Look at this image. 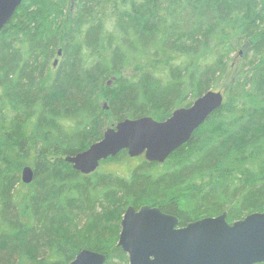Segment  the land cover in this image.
<instances>
[{
  "label": "trees",
  "instance_id": "obj_1",
  "mask_svg": "<svg viewBox=\"0 0 264 264\" xmlns=\"http://www.w3.org/2000/svg\"><path fill=\"white\" fill-rule=\"evenodd\" d=\"M228 76L222 106L165 163L127 177L63 161ZM142 205L182 225L264 212V0H24L1 31L0 264H69L82 249L128 264L118 222Z\"/></svg>",
  "mask_w": 264,
  "mask_h": 264
},
{
  "label": "water",
  "instance_id": "obj_2",
  "mask_svg": "<svg viewBox=\"0 0 264 264\" xmlns=\"http://www.w3.org/2000/svg\"><path fill=\"white\" fill-rule=\"evenodd\" d=\"M23 1L0 0V33ZM223 99L220 92L209 90L189 107L176 109L165 121L125 119L108 128L86 150L66 157L65 162L82 175L93 173L101 161L123 151L130 158L143 156L149 163L162 164L222 106ZM33 179V170L25 167L21 182L29 185ZM226 218L223 213L175 229L178 221L156 208L143 206L138 212L129 208L121 222L117 246L128 256L129 264L264 263V212L233 223ZM106 260L103 254L83 250L70 264H105Z\"/></svg>",
  "mask_w": 264,
  "mask_h": 264
},
{
  "label": "rangeland",
  "instance_id": "obj_3",
  "mask_svg": "<svg viewBox=\"0 0 264 264\" xmlns=\"http://www.w3.org/2000/svg\"><path fill=\"white\" fill-rule=\"evenodd\" d=\"M239 53H241V52H239ZM54 59H56V60H59V63H60V59H59V57H56V58H54ZM54 59L52 60V64H53V62H54ZM238 57L236 56H234L233 57V60H234V64H233V66L231 67V69H230V72L231 73H234V69H235V65H236V63L238 62ZM55 60V61H56ZM240 61V60H239ZM57 63L58 62H56V67H57ZM59 65V64H58ZM229 76L227 77V79H226V81H224L223 80V82H222V84H221V87L220 88H214V89H210L211 91H214V92H220L222 95L225 93V89H226V85L229 83ZM226 86V87H225ZM194 102V101H193ZM186 106L185 105H183L181 108H185ZM116 124V123H115ZM115 124H113V125H115ZM111 127V124H108V126H106L105 127V129L106 128H110ZM104 129V130H105ZM142 160H140L139 158H133V159H130V158H128V159H125V160H123V159H121L120 161H113V162H109V163H106L105 165H100V169H101V171L102 172H105V173H115V174H119V175H122V176H127L128 175V173L130 172V170H132V169H134L140 162H141ZM28 167H30V166H28ZM25 168V167H24ZM24 168H22V170L24 169ZM22 170H21V172H22ZM128 177V176H127ZM126 177V178H127ZM20 178H21V173H20ZM39 181H40V179H39ZM34 182V181H33ZM32 182V183H33ZM25 185V184H24ZM27 186V185H26ZM32 188V187H31ZM30 188V189H31ZM28 188H25V189H23L24 191L25 190H27ZM28 191V190H27ZM28 194V193H27Z\"/></svg>",
  "mask_w": 264,
  "mask_h": 264
},
{
  "label": "flooded vegetation",
  "instance_id": "obj_4",
  "mask_svg": "<svg viewBox=\"0 0 264 264\" xmlns=\"http://www.w3.org/2000/svg\"><path fill=\"white\" fill-rule=\"evenodd\" d=\"M58 54H59V52H58ZM61 56V55H60ZM60 56L58 55L57 57H59L60 58ZM56 59H54V62H53V67L54 68H56V64H55V62L57 61L58 63H57V65L59 64V60H56ZM165 121V120H164ZM114 125H112L111 127H113ZM110 127V128H111ZM108 128H106L105 130H104V132L107 130ZM104 132H103V134H104ZM103 134H102V136H103ZM102 138V137H101ZM82 152V151H81ZM78 153H80V152H78ZM78 153H75V154H73V155H68V156H65L64 157V159H63V161H65V158L66 157H71V156H75L76 154H78ZM115 158V157H114ZM128 158H130V157H128ZM137 158H139L140 160H145L144 159V157L143 156H139V157H137ZM169 158V157H168ZM167 158V159H168ZM108 159H110V158H108ZM108 159H106V160H104V161H101L100 162V164H99V166H98V168L96 169V171L98 170V171H100V172H102L101 171V169H100V165H105L106 163H109V162H107V160ZM130 159H133V158H130ZM135 159V158H134ZM167 159H166V161H167ZM146 161V160H145ZM165 161V162H166ZM147 162V161H146ZM164 162V163H165ZM71 166V165H70ZM28 167V166H27ZM31 168V167H30ZM71 168H72V166H71ZM32 169V168H31ZM73 169V168H72ZM33 170V173H34V169H32ZM96 171H94V172H96ZM77 172V171H76ZM93 172V173H94ZM79 173V172H78ZM102 173H105V172H102ZM80 175H82L81 173H79ZM92 174V173H91ZM105 174H108V173H105ZM90 175V174H89ZM82 176H87V175H82ZM34 177H35V174H34ZM34 180V179H33ZM33 182V181H32ZM143 206H149V207H151V208H156V209H158L162 214H164L165 216H168V217H172V218H175L177 221H178V224L176 225V227H175V229H180V228H185L188 224H190V223H192V222H194V221H192V222H188L187 224H185V225H182V224H180V221H179V219H178V217L177 216H175V215H172V214H167V213H164L163 211H161L160 210V208L158 207V206H155V205H142V206H139V207H137V208H135V207H133V206H129V207H127L125 210H124V212L122 213V215H121V218H120V220H119V222H118V228H119V233H118V239H119V235H120V233H121V222H122V220H123V217H124V215H125V212H126V210L127 209H129V208H133L136 212H138L139 211V209L141 208V207H143ZM248 216V215H247ZM244 219V218H243ZM242 220V219H241ZM239 221V220H238ZM117 243H118V240H117ZM118 247V246H117ZM83 250H89V249H82V250H80L76 255H75V257H74V259L76 258V256L81 252V251H83ZM89 251H92V250H89ZM122 251V250H121ZM92 252H95V251H92ZM123 252V251H122ZM100 254V253H99ZM125 254V253H124ZM104 255V254H103ZM126 255V254H125ZM126 257H127V261H128V256L126 255ZM73 259V260H74ZM72 260V261H73ZM71 261V262H72ZM70 262V263H71ZM69 263V264H70ZM128 264H129V262H128ZM263 264V263H262Z\"/></svg>",
  "mask_w": 264,
  "mask_h": 264
}]
</instances>
